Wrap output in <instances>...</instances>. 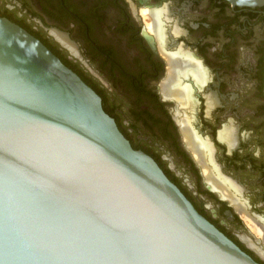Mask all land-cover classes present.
Listing matches in <instances>:
<instances>
[{"label":"flooded vegetation","instance_id":"obj_1","mask_svg":"<svg viewBox=\"0 0 264 264\" xmlns=\"http://www.w3.org/2000/svg\"><path fill=\"white\" fill-rule=\"evenodd\" d=\"M0 16L73 69L132 146L264 264V5L0 0Z\"/></svg>","mask_w":264,"mask_h":264},{"label":"water","instance_id":"obj_2","mask_svg":"<svg viewBox=\"0 0 264 264\" xmlns=\"http://www.w3.org/2000/svg\"><path fill=\"white\" fill-rule=\"evenodd\" d=\"M0 264L260 263L132 146L90 85L0 16Z\"/></svg>","mask_w":264,"mask_h":264},{"label":"bare ground","instance_id":"obj_3","mask_svg":"<svg viewBox=\"0 0 264 264\" xmlns=\"http://www.w3.org/2000/svg\"><path fill=\"white\" fill-rule=\"evenodd\" d=\"M224 195L226 196L227 195V193H224ZM230 197V196H229ZM232 200L234 199V197H230ZM235 200V199H234ZM237 200V199H236ZM235 200V201H236ZM238 201V200H237ZM233 203H234V201H233ZM236 204H238V203H236ZM238 206V205H237ZM242 207V206H241ZM253 224V223H252ZM254 230L258 233V234H260V235H262V237H263V240H264V227H261V226H254ZM253 230V231H254ZM254 231V232H255Z\"/></svg>","mask_w":264,"mask_h":264},{"label":"trees","instance_id":"obj_4","mask_svg":"<svg viewBox=\"0 0 264 264\" xmlns=\"http://www.w3.org/2000/svg\"><path fill=\"white\" fill-rule=\"evenodd\" d=\"M135 149H137L136 147H134Z\"/></svg>","mask_w":264,"mask_h":264}]
</instances>
